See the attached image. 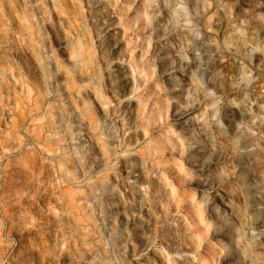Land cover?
<instances>
[{
    "label": "rangeland",
    "instance_id": "374dc122",
    "mask_svg": "<svg viewBox=\"0 0 264 264\" xmlns=\"http://www.w3.org/2000/svg\"><path fill=\"white\" fill-rule=\"evenodd\" d=\"M0 264H264V0H0Z\"/></svg>",
    "mask_w": 264,
    "mask_h": 264
}]
</instances>
